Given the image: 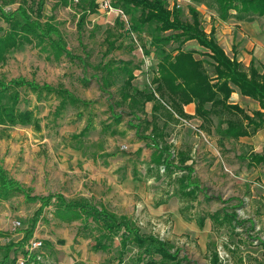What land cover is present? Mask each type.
Returning a JSON list of instances; mask_svg holds the SVG:
<instances>
[{
  "label": "rangeland",
  "instance_id": "374dc122",
  "mask_svg": "<svg viewBox=\"0 0 264 264\" xmlns=\"http://www.w3.org/2000/svg\"><path fill=\"white\" fill-rule=\"evenodd\" d=\"M38 1L0 0V7L9 12L23 6L34 18ZM211 1L165 0L169 9L178 11L182 21H191L189 9L194 8L199 13L201 27L206 33L213 28L217 43L230 58L235 57L244 66L253 60L261 71L264 17L256 16L252 22L245 23L230 11L231 15L223 21L210 8ZM88 6L87 1L43 0L40 19L59 28L67 49L81 57L82 63L66 57L59 61L48 59L38 48L28 46L10 51L5 63L0 64V79L5 82L22 78L39 85L60 84L92 102L90 110L68 106L57 117L54 96L36 101L29 89H20L18 108L32 110L38 126L0 127V165L6 175L31 196L60 193L66 201L85 199L115 216L126 217L142 234L154 236L171 253L177 252L179 260L212 264L216 257V264H264V244H261L264 243V166L247 167L237 157L252 150L264 153V141L259 143L251 137L226 139L220 147L214 127L207 134L199 128L197 119L169 123L171 133L166 142L175 150L189 152L191 160L186 165L193 162L190 181L201 191L194 192V199L181 195L182 183L177 178L185 177L186 172L173 169L165 173L163 166L154 168L152 160L158 152L127 128L129 117L124 116L121 123L113 125L109 119L110 101L99 91L95 79L96 74L102 75L106 69L131 62L138 67L132 85L139 90L149 86L158 61L150 45V29L145 26L139 35L129 32L131 17L126 16L125 21L115 13L99 14L95 10L88 14L79 34L77 23L84 11L89 12ZM0 25L7 27L2 21ZM105 41L114 42L118 49L102 57ZM182 49L197 54L205 52L196 42H188ZM200 58L207 60L205 56ZM206 69L213 74L211 67L206 65ZM111 92L116 95L115 89ZM234 95L250 114L259 107L237 92L230 97L232 104H236ZM146 111H151L150 103ZM78 112L83 115L78 116ZM91 113L92 129L78 140ZM108 124L111 129L105 130ZM39 205L26 202L20 191H15L6 201L0 200V247L22 240ZM52 211V208L45 210L33 233L42 243L35 252L39 259L33 264H132L136 249L130 247L117 263V239L103 240L110 244L109 248L96 252L91 236L94 231L81 220L62 222ZM224 213H235L237 221L242 222L232 228L224 223ZM215 214L218 218L212 219ZM25 244L10 250L9 260L21 257ZM4 254L0 250V260Z\"/></svg>",
  "mask_w": 264,
  "mask_h": 264
},
{
  "label": "trees",
  "instance_id": "16d2710c",
  "mask_svg": "<svg viewBox=\"0 0 264 264\" xmlns=\"http://www.w3.org/2000/svg\"><path fill=\"white\" fill-rule=\"evenodd\" d=\"M83 1L89 3V12L84 11L80 15L77 23L79 34L88 14L96 10L93 0ZM210 3V8L223 21L231 15L230 11H234L238 21L245 23L252 22L256 16L264 17V0H212ZM113 6L131 17L129 32L139 35L145 26L150 29V45L158 61L150 85L143 90L132 85L136 77L134 71L138 67L131 62H121L117 68H109L104 74L95 75L99 91L107 95L110 101L109 119L113 125H118L124 116L129 117L127 128L134 130L138 140L145 141V145L154 148L159 154L152 160L154 168L163 166L165 173H171L173 169L185 171V177L177 178V182L182 183L181 195L194 199V192L199 188L190 181L193 162L186 165L191 160L189 152L175 150L172 144L166 142L171 133L169 123L178 124L180 120L197 119L200 121L199 128L207 134L211 132V127L215 128L220 147L224 146L226 139L237 141L240 138L253 137L258 131L264 130V67L259 71L253 60L248 66H244L235 57L230 58L217 43L213 28L210 33H206L201 27L199 13L194 8L189 9L191 21L188 22L181 20L176 9H169L165 0H114ZM42 7L43 0H39L34 18L23 6L9 12L0 7V21L7 25H0V64L5 63L10 51L28 46L38 48L48 59L59 61L66 57L71 61L83 62L81 57L71 54L67 49L55 24L40 21ZM136 13H139L137 17L134 16ZM246 15L249 17L246 18ZM188 42H196L205 52L197 54L195 51H184L182 48ZM105 45L102 57H107L118 49L114 42L105 41ZM202 56L207 57V60L200 58ZM206 65L212 68V75L208 73ZM20 89H29L35 94L36 101L49 95L54 96L57 100L54 115L57 117L68 106L85 110H90L92 106V102L81 99L60 84L54 87L45 83L35 84L22 78L8 82L0 79V127L38 126L32 110L18 108L21 101ZM111 89H115V96ZM236 92L258 103L259 110L250 114L244 107L230 103L231 95ZM149 103L151 111L148 113L146 105ZM189 104L195 105L192 116L183 110ZM82 115V112H78V116ZM91 116L92 113L88 114V122L78 134V140L92 129ZM109 128L108 124L104 129ZM237 157L240 161H245L247 167L264 166V153L246 151ZM135 179L140 180L137 177ZM15 191H20L26 202L40 205L34 212L32 223L22 240L0 247L5 252L0 264L15 261L9 260L7 253L14 248H21L33 237L37 223L49 208L53 209V216L62 222L81 220L85 227L94 231L95 234L91 236L95 240L93 250L96 252L109 248L110 244L103 243V240L111 242L117 239V263L122 261V257L132 247L136 249L132 264H191L186 259L179 260L178 253H171L164 242L152 235L142 234L139 227L126 217L115 216L85 199L66 201L60 193L43 197L31 196L18 182L10 179L0 165V200H8ZM211 218L217 219L218 214ZM203 219H200L201 225ZM223 221L232 228L242 222L237 221L235 213H224ZM216 263L215 257L212 264Z\"/></svg>",
  "mask_w": 264,
  "mask_h": 264
},
{
  "label": "built area",
  "instance_id": "2783aa9c",
  "mask_svg": "<svg viewBox=\"0 0 264 264\" xmlns=\"http://www.w3.org/2000/svg\"><path fill=\"white\" fill-rule=\"evenodd\" d=\"M83 0H73L75 3H79ZM96 5V11L99 14H112L115 13L116 16L121 17L122 19L126 20V15H124L123 11L119 8H115L113 6L114 0H93ZM15 225L19 226V222H15ZM42 246V243L37 238L32 237L28 242L25 244L24 254L17 258L14 262L10 264H33L35 259H39V255L35 256V252L38 251Z\"/></svg>",
  "mask_w": 264,
  "mask_h": 264
},
{
  "label": "crops",
  "instance_id": "0c3cea01",
  "mask_svg": "<svg viewBox=\"0 0 264 264\" xmlns=\"http://www.w3.org/2000/svg\"><path fill=\"white\" fill-rule=\"evenodd\" d=\"M233 100H235V103L236 104H238V98H237V96L236 95H234L233 96V98H232ZM239 106H240V104H238ZM183 110H184V112L186 113V114H188V115H194V113H195V105L194 104H189V105H187V106H184V108H183ZM256 110H259V107L257 106V108H256ZM192 120H196V119H192ZM196 121H198V120H196ZM111 123V122H110ZM246 138H248V137H244V138H242V139H246ZM251 138H253V139H255V141L256 142H262V141H264V130H260V131H258L253 137H251ZM252 152H255V151H253L252 150ZM255 153H257V152H255Z\"/></svg>",
  "mask_w": 264,
  "mask_h": 264
}]
</instances>
